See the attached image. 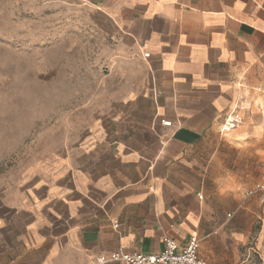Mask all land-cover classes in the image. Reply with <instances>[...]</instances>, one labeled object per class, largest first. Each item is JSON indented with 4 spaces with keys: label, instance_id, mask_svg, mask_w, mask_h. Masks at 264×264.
<instances>
[{
    "label": "crops",
    "instance_id": "1",
    "mask_svg": "<svg viewBox=\"0 0 264 264\" xmlns=\"http://www.w3.org/2000/svg\"><path fill=\"white\" fill-rule=\"evenodd\" d=\"M75 1L102 39V105L0 196V264H121L193 234L206 264H245L264 222V0Z\"/></svg>",
    "mask_w": 264,
    "mask_h": 264
},
{
    "label": "rangeland",
    "instance_id": "2",
    "mask_svg": "<svg viewBox=\"0 0 264 264\" xmlns=\"http://www.w3.org/2000/svg\"><path fill=\"white\" fill-rule=\"evenodd\" d=\"M75 0H0V196L21 198L102 105V39ZM264 197V191L260 193ZM258 221V220H257ZM245 264H264V222ZM261 223L255 225L258 231ZM259 238V241H258Z\"/></svg>",
    "mask_w": 264,
    "mask_h": 264
},
{
    "label": "built area",
    "instance_id": "3",
    "mask_svg": "<svg viewBox=\"0 0 264 264\" xmlns=\"http://www.w3.org/2000/svg\"><path fill=\"white\" fill-rule=\"evenodd\" d=\"M149 54L145 53L147 57ZM242 122V116L236 112H230L224 121L222 130L227 131L235 128ZM170 121H162V125L169 126ZM260 189H264V162L261 165ZM163 248L155 254L144 253H120L115 252L110 259L121 264H206L199 255V239L195 234L191 235L184 247H179L174 240L167 236L162 237Z\"/></svg>",
    "mask_w": 264,
    "mask_h": 264
}]
</instances>
